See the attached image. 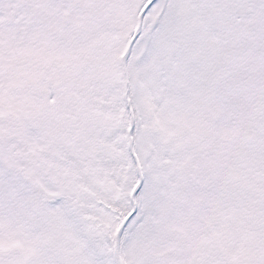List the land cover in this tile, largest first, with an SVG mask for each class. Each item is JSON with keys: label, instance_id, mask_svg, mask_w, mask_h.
I'll list each match as a JSON object with an SVG mask.
<instances>
[{"label": "snow or ice", "instance_id": "snow-or-ice-1", "mask_svg": "<svg viewBox=\"0 0 264 264\" xmlns=\"http://www.w3.org/2000/svg\"><path fill=\"white\" fill-rule=\"evenodd\" d=\"M0 264H264V0H0Z\"/></svg>", "mask_w": 264, "mask_h": 264}]
</instances>
